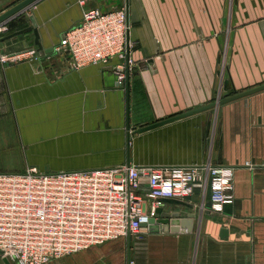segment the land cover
Returning a JSON list of instances; mask_svg holds the SVG:
<instances>
[{
  "label": "crops",
  "instance_id": "crops-1",
  "mask_svg": "<svg viewBox=\"0 0 264 264\" xmlns=\"http://www.w3.org/2000/svg\"><path fill=\"white\" fill-rule=\"evenodd\" d=\"M87 4L127 10V40L135 43L128 51L136 64L126 87L116 83L113 67L119 59L77 69L66 51H53L64 33L81 22L83 7L76 0H38L7 20L3 37L32 26L33 16L42 47L30 29L0 48V55L21 56L16 62H0V171L123 163L233 166V203L215 212L209 189L201 187L186 199H164L165 212L194 216L191 231L150 232L143 227L141 248L160 260L135 261L264 264V90L139 131L213 102L221 89L218 55L226 24L234 34L231 85L241 92L264 84V0Z\"/></svg>",
  "mask_w": 264,
  "mask_h": 264
},
{
  "label": "built area",
  "instance_id": "built-area-1",
  "mask_svg": "<svg viewBox=\"0 0 264 264\" xmlns=\"http://www.w3.org/2000/svg\"><path fill=\"white\" fill-rule=\"evenodd\" d=\"M88 1L76 0L83 7L81 22L64 33L53 51H66L77 69L119 59L113 69L117 85L125 88L134 62L128 51L133 43L127 40V10L85 8ZM6 24L0 23V39ZM20 57L1 54L0 62ZM234 179L233 166L211 163L0 171V260L45 264L111 240L138 236L143 223L158 219L164 199H186L196 187L209 189L212 210L222 212L225 204L235 201ZM125 264L137 262L130 257Z\"/></svg>",
  "mask_w": 264,
  "mask_h": 264
},
{
  "label": "rangeland",
  "instance_id": "rangeland-1",
  "mask_svg": "<svg viewBox=\"0 0 264 264\" xmlns=\"http://www.w3.org/2000/svg\"><path fill=\"white\" fill-rule=\"evenodd\" d=\"M16 2H19V0H0V11ZM87 5L88 4H86L85 8H88ZM233 36L232 25L226 24L223 38L220 40L221 44L218 55V73L220 76L221 89L219 90L218 95L212 100L213 102L239 93V91H236V88L231 85L229 77L230 66L232 65V53L234 51ZM218 38H221L220 34ZM134 44L135 43H133L132 47ZM131 58L133 59V57ZM135 64L136 62L134 60L131 69ZM210 103L212 102L210 101ZM142 243L143 234L134 237H122L53 259L45 264H125L129 256L134 257L136 261H138V258L141 260H153V257L159 261L160 257L158 254L154 255L152 250L148 248H141L143 245Z\"/></svg>",
  "mask_w": 264,
  "mask_h": 264
},
{
  "label": "water",
  "instance_id": "water-1",
  "mask_svg": "<svg viewBox=\"0 0 264 264\" xmlns=\"http://www.w3.org/2000/svg\"><path fill=\"white\" fill-rule=\"evenodd\" d=\"M37 1L38 0H21V1L17 2L16 4L12 5L10 8H8L7 10H5L4 12H2L0 14V23L4 22L6 20H9L11 18H14L18 15H22L24 13V11H26L29 7H31ZM30 19L32 21V26H29L26 29L15 31L9 35L2 37L0 39V48L3 46L2 44L5 40L10 39V38H12L18 34L23 33L24 31L30 30V29L34 30L35 35H36V44L39 46V48H41L42 44L39 41V34L37 32V29H36L37 26H36L34 17L31 16ZM1 52H3V51L1 50ZM262 90H264V84L252 87L250 89H246L244 91H241L239 93H236V94L228 96V97H224L219 101L209 103L207 105L201 106V107L196 108V109H192L190 111L181 113V114L176 115L174 117H170L168 119H164V120L158 121V122L153 123V124L145 125L141 129H139V131L144 132V131H147L149 129H152V128L164 125L166 123L172 122L176 119H180V118L192 115L194 113L210 109V108L215 107L219 104H225V103L234 101L236 99L252 95V94L257 93V92L262 91ZM128 94H129V92H128ZM157 213L159 215L158 219L151 218L148 223L142 224V226L147 227L150 232H154V231L156 232V231H160V230H162V231L171 230V231H175V232H178V231L184 232L185 230L187 232L191 231L192 220L194 217L193 215H189L188 217H180V213L165 212L163 210V207L158 208ZM4 261L7 264L9 262L7 259H4Z\"/></svg>",
  "mask_w": 264,
  "mask_h": 264
},
{
  "label": "bare ground",
  "instance_id": "bare-ground-1",
  "mask_svg": "<svg viewBox=\"0 0 264 264\" xmlns=\"http://www.w3.org/2000/svg\"><path fill=\"white\" fill-rule=\"evenodd\" d=\"M7 21V20H6Z\"/></svg>",
  "mask_w": 264,
  "mask_h": 264
}]
</instances>
